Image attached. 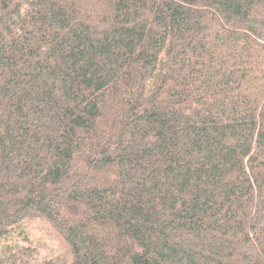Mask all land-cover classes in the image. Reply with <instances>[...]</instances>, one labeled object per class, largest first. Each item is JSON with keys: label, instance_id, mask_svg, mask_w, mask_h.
I'll list each match as a JSON object with an SVG mask.
<instances>
[{"label": "trees", "instance_id": "trees-1", "mask_svg": "<svg viewBox=\"0 0 264 264\" xmlns=\"http://www.w3.org/2000/svg\"><path fill=\"white\" fill-rule=\"evenodd\" d=\"M32 219L71 264H264V0H0V264Z\"/></svg>", "mask_w": 264, "mask_h": 264}, {"label": "rangeland", "instance_id": "rangeland-1", "mask_svg": "<svg viewBox=\"0 0 264 264\" xmlns=\"http://www.w3.org/2000/svg\"><path fill=\"white\" fill-rule=\"evenodd\" d=\"M23 235L38 246L40 256L33 264H43L44 261L71 264L70 249L54 228L43 219L28 220L23 225Z\"/></svg>", "mask_w": 264, "mask_h": 264}]
</instances>
